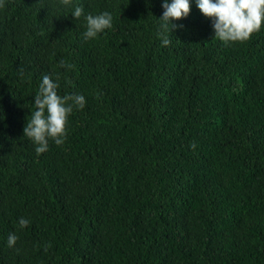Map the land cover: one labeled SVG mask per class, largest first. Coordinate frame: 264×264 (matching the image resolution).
Returning a JSON list of instances; mask_svg holds the SVG:
<instances>
[{
    "label": "trees",
    "instance_id": "obj_1",
    "mask_svg": "<svg viewBox=\"0 0 264 264\" xmlns=\"http://www.w3.org/2000/svg\"><path fill=\"white\" fill-rule=\"evenodd\" d=\"M161 4L4 0L0 264H264V25L225 45L192 0L163 45ZM44 75L85 106L38 154L23 129Z\"/></svg>",
    "mask_w": 264,
    "mask_h": 264
},
{
    "label": "clouds",
    "instance_id": "obj_2",
    "mask_svg": "<svg viewBox=\"0 0 264 264\" xmlns=\"http://www.w3.org/2000/svg\"><path fill=\"white\" fill-rule=\"evenodd\" d=\"M62 6H69L70 0H58ZM192 0H162V15L158 18L157 34L161 36L163 45L170 43L165 32L171 28L180 27L176 21L188 16ZM4 0H0L3 7ZM195 5L201 14L209 18L216 37L227 45L232 42H244L264 25V0H195ZM71 14L75 18L82 15V8L76 6ZM112 14L102 11L98 14L84 16L85 29L82 37L85 41L97 37L112 26ZM63 67L71 65L62 63ZM58 81L49 75H44L34 95V110L31 119L27 120L23 129L24 136L35 146L36 153L48 149V141L60 145L66 138V123L74 109H83L85 96L80 93L58 94ZM21 228L29 224V220L21 217L18 221ZM17 236L10 233L7 245L14 246Z\"/></svg>",
    "mask_w": 264,
    "mask_h": 264
}]
</instances>
